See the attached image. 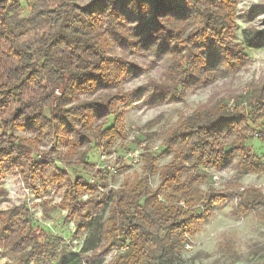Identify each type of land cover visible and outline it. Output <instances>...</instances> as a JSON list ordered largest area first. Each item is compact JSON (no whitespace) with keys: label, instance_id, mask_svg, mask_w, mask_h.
<instances>
[{"label":"trees","instance_id":"1","mask_svg":"<svg viewBox=\"0 0 264 264\" xmlns=\"http://www.w3.org/2000/svg\"><path fill=\"white\" fill-rule=\"evenodd\" d=\"M237 3L0 0V166L23 170L30 164L26 157L38 154L32 182L63 189L52 210L65 211L72 236L81 239L73 253L61 237L42 228L35 233L24 207L1 228L2 234H20L18 255L12 256L17 264H90L113 249L121 251L99 264H186L184 244L228 200V193L202 187L210 177L207 170L229 165L239 175L264 172V154L250 143L258 139L264 146L262 88L246 99L249 116L239 118L218 105L179 117L161 133L170 161L158 166L156 155L144 147L141 172L116 189L106 190L113 173L93 170L88 157L93 148L109 152L126 138L124 109L118 106L132 91L121 85L137 66L123 59L125 52L167 56L161 78L145 87L155 100L178 102L186 87L242 64L247 48L264 50V30L245 31L244 42L235 41ZM140 137L132 142L139 145L151 134ZM44 143H50L49 150L39 151ZM152 175H157L155 187ZM250 210L264 218V195L257 190L237 194L234 211Z\"/></svg>","mask_w":264,"mask_h":264},{"label":"rangeland","instance_id":"2","mask_svg":"<svg viewBox=\"0 0 264 264\" xmlns=\"http://www.w3.org/2000/svg\"><path fill=\"white\" fill-rule=\"evenodd\" d=\"M86 4L90 0H77ZM24 10L25 5L23 4ZM235 41L244 42L247 33L264 30V0H238L235 8ZM247 56L242 64L228 69L215 79L185 88L182 99L178 102L159 101L149 96L145 87L152 80H159L163 69L168 64L167 56L160 57L151 51L139 53L125 52L123 59L137 66L123 78L121 88L132 91L123 105V127L126 132L124 140H116L109 152L93 148L89 153V161L93 170L103 167L110 173L107 176L108 189H116L125 178H132L141 172L143 160L140 152L147 147L158 158V166L168 163L171 152L163 153L161 133L175 123L181 116L193 111L213 108L221 105L225 113H236L238 117L249 116L247 100L262 88L264 92V50L247 48ZM59 94L58 92H56ZM85 96H81L84 98ZM151 128H145L146 123L153 121ZM111 121V119H110ZM250 125H253L249 121ZM254 125H260L259 122ZM151 134L150 138L139 145L133 138L140 133ZM16 135L29 136L28 133L16 132ZM57 153L63 150L61 140H58ZM257 153L264 154V146L258 139L250 141ZM50 143H44L39 151H47ZM134 155V156H131ZM29 166L9 169L0 166V264H17L12 256L18 255L19 233L2 234V226L7 223L10 214L20 213L24 207L32 218L35 233L42 228L53 237H61L73 253L77 252L81 239L72 236L74 226L65 219V211L52 210L59 203L63 194L57 190V185L43 188L37 181L31 179L33 169L40 156L26 157ZM22 164V158L19 162ZM58 165L61 166L58 162ZM22 166V165H21ZM210 177L204 189L210 186L215 191L228 193V200L218 204L210 217L199 224L196 232L184 244L181 256L186 264H264V218H260L250 210L246 213L234 211L237 194L241 191L257 190L264 195V172L239 175L231 166L220 170L208 169ZM108 173V174H109ZM82 174L91 182L90 174ZM72 176V173H71ZM158 184L157 175L150 177V186ZM107 208L103 209L106 215ZM6 225V224H5ZM6 227V226H5ZM15 231L20 232L17 226ZM7 245V246H5ZM120 249H113L105 256L90 260V264L109 263ZM29 264H41V261Z\"/></svg>","mask_w":264,"mask_h":264},{"label":"built area","instance_id":"3","mask_svg":"<svg viewBox=\"0 0 264 264\" xmlns=\"http://www.w3.org/2000/svg\"><path fill=\"white\" fill-rule=\"evenodd\" d=\"M131 156H134V155H131ZM109 169H112V170H110L111 173L114 172V169L113 168H109ZM98 189H99V191H103V188H101L100 186H98Z\"/></svg>","mask_w":264,"mask_h":264}]
</instances>
